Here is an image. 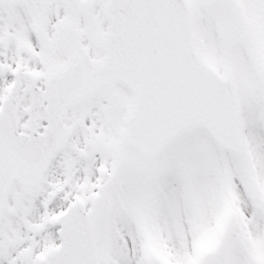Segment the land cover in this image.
Segmentation results:
<instances>
[{
  "label": "snow or ice",
  "instance_id": "6c2138e0",
  "mask_svg": "<svg viewBox=\"0 0 264 264\" xmlns=\"http://www.w3.org/2000/svg\"><path fill=\"white\" fill-rule=\"evenodd\" d=\"M0 264H264V0H0Z\"/></svg>",
  "mask_w": 264,
  "mask_h": 264
}]
</instances>
